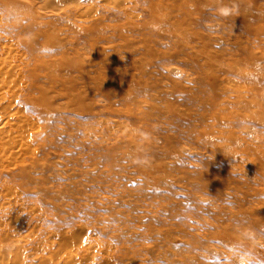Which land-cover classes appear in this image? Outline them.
<instances>
[{
  "label": "rangeland",
  "instance_id": "374dc122",
  "mask_svg": "<svg viewBox=\"0 0 264 264\" xmlns=\"http://www.w3.org/2000/svg\"><path fill=\"white\" fill-rule=\"evenodd\" d=\"M17 1L36 124L0 229L48 264H264V0Z\"/></svg>",
  "mask_w": 264,
  "mask_h": 264
},
{
  "label": "bare ground",
  "instance_id": "6f19581e",
  "mask_svg": "<svg viewBox=\"0 0 264 264\" xmlns=\"http://www.w3.org/2000/svg\"><path fill=\"white\" fill-rule=\"evenodd\" d=\"M39 1L45 4L44 8L51 5L64 6L68 3V0ZM0 2L7 19L10 20L12 18L14 23L17 21L16 17L27 12L17 0H1ZM3 38L6 37L0 34V164H10L27 152L26 136L29 129H32L36 124V119L31 117L26 105L22 103V98L32 90L30 78L33 79L34 85L38 80L35 78L38 71H36L37 69L28 56L29 51L36 53L37 47L33 41L25 39L19 34L14 35L13 33L9 39H5L6 43L2 41ZM38 65H42V61L39 58ZM45 94L46 89H43L37 103L40 110L47 108L49 103V99L46 98ZM12 233L7 228L0 229V255L2 257L0 260L3 258L8 260L10 258L11 261V258H13L11 264H48L50 256L46 257L43 255L39 257V255L32 252L27 253L30 251L26 247L31 240L29 234L24 237H17ZM70 241V239L67 240L68 243ZM84 244V241H82L81 246H78L80 250L84 249ZM43 245L45 247L48 246L45 242ZM72 246L67 244L66 246L57 247V252L64 257V260L60 257L63 260L61 264H76L74 262H78L79 257L84 258V255H78V250L73 249L74 247ZM88 247H85L87 254L93 251L92 245ZM51 253L56 252L53 251ZM87 257L82 259L83 261L81 262L84 263ZM3 261L6 262L5 259ZM3 261H0V264H4Z\"/></svg>",
  "mask_w": 264,
  "mask_h": 264
},
{
  "label": "clouds",
  "instance_id": "9594fccd",
  "mask_svg": "<svg viewBox=\"0 0 264 264\" xmlns=\"http://www.w3.org/2000/svg\"><path fill=\"white\" fill-rule=\"evenodd\" d=\"M257 67H258V68L260 67V63H259V62L257 63Z\"/></svg>",
  "mask_w": 264,
  "mask_h": 264
}]
</instances>
